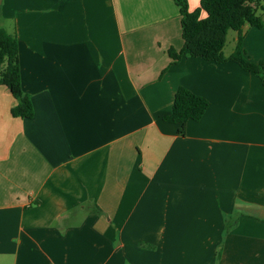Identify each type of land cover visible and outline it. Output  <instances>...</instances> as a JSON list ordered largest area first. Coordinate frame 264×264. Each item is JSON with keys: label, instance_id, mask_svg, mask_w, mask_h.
<instances>
[{"label": "crops", "instance_id": "obj_1", "mask_svg": "<svg viewBox=\"0 0 264 264\" xmlns=\"http://www.w3.org/2000/svg\"><path fill=\"white\" fill-rule=\"evenodd\" d=\"M261 6L242 31L255 63ZM0 28L35 110L13 117L0 85V264H264L263 82L235 62L170 65L173 0H1ZM180 87L210 102L185 135L163 120Z\"/></svg>", "mask_w": 264, "mask_h": 264}, {"label": "trees", "instance_id": "obj_2", "mask_svg": "<svg viewBox=\"0 0 264 264\" xmlns=\"http://www.w3.org/2000/svg\"><path fill=\"white\" fill-rule=\"evenodd\" d=\"M179 8L182 24L183 48L168 51L173 64L183 58H202L218 64L235 62L241 69L258 76L264 85V62L251 61L243 50L242 31L245 25L262 27L258 10L262 0H201L200 8L189 9L188 0H173ZM202 13L206 16L202 17ZM230 31L239 33L234 52L226 57L224 49ZM0 85L6 86L18 104L11 113L15 118L31 119L35 110L31 98L22 90L19 65V43L14 35L0 28ZM210 106L204 97L180 87L174 98L172 113L164 121L179 125L185 135L189 121H200Z\"/></svg>", "mask_w": 264, "mask_h": 264}, {"label": "rangeland", "instance_id": "obj_3", "mask_svg": "<svg viewBox=\"0 0 264 264\" xmlns=\"http://www.w3.org/2000/svg\"><path fill=\"white\" fill-rule=\"evenodd\" d=\"M232 37H233V36H232V34H231V36L229 37V40H228V43H229V44H228V45H229L228 47H231L230 45H231ZM227 51H228V50H227Z\"/></svg>", "mask_w": 264, "mask_h": 264}, {"label": "water", "instance_id": "obj_4", "mask_svg": "<svg viewBox=\"0 0 264 264\" xmlns=\"http://www.w3.org/2000/svg\"><path fill=\"white\" fill-rule=\"evenodd\" d=\"M0 2H1V0H0Z\"/></svg>", "mask_w": 264, "mask_h": 264}]
</instances>
